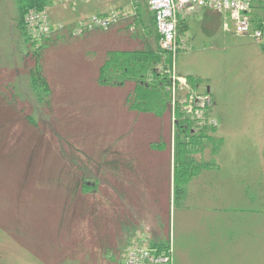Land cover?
Masks as SVG:
<instances>
[{"label": "rangeland", "instance_id": "1", "mask_svg": "<svg viewBox=\"0 0 264 264\" xmlns=\"http://www.w3.org/2000/svg\"><path fill=\"white\" fill-rule=\"evenodd\" d=\"M89 1L52 0L42 12L46 30L28 27L26 41L16 0H0V264H123L137 246L170 256V264H264V23L256 38L231 23L225 30L220 10L186 11L187 29L178 15L177 35L187 44L177 46L169 69L170 111L139 114L124 104L134 81L103 86L98 71L115 41L143 49L135 38L149 8L139 0L141 15L137 0H116L118 8L98 13L85 10ZM101 16L115 21L93 25ZM156 31L149 42L158 50ZM32 70L50 86L42 98L30 85ZM184 70L205 78L192 87ZM177 111L197 123L208 118L221 139L191 147L179 205ZM125 168L141 178L138 187L133 174L121 181ZM104 205L114 215L100 223L93 212L105 213ZM159 226L169 227L167 250L149 245Z\"/></svg>", "mask_w": 264, "mask_h": 264}, {"label": "trees", "instance_id": "2", "mask_svg": "<svg viewBox=\"0 0 264 264\" xmlns=\"http://www.w3.org/2000/svg\"><path fill=\"white\" fill-rule=\"evenodd\" d=\"M51 1L52 0H16L17 14L15 16V22L19 32L25 37L26 41H30L32 39V34L29 32L26 23L28 12L30 10L43 12L51 4ZM145 4L147 5V3ZM135 5L138 7V11L142 10L141 15H143V10H145L143 3L137 0ZM140 6H142L143 9H141ZM146 7H148V5ZM249 18L252 31L263 29L264 1H258L252 6L249 12ZM147 19L150 21H145ZM142 20L146 22L147 26H144L146 32L147 30L148 32L151 31L152 33L156 31L154 14L151 17H148V15L146 17V14H144L142 16ZM153 25L155 26V29L151 28ZM155 36L159 39V34L157 31ZM145 46L142 50L110 51L104 63L99 67L98 79L99 83L103 86L123 84L126 80L134 81L133 91L126 95L124 101L126 109L128 111H135L139 114L154 113L155 115L161 116L163 113H165V111H170L171 94L168 86L170 84L169 69L172 64V56L170 53L159 49V46L158 50L153 49L151 44H147V42H145ZM29 62V60L27 61V59H25L26 64H29ZM158 64L161 65V69L159 70L156 69ZM32 68L37 69L34 67ZM32 71L30 73V85L34 92H36V95L39 98H42L43 96L50 93V86L42 72H38L37 70H34L33 72ZM187 80L189 84L194 87L198 86V84L203 81V78L197 75H188ZM176 116L177 121L175 123V127L178 133L175 139L176 154L174 160V174L176 178L174 182V202L176 205H179V199L181 196H183H180L183 188L179 183V176H183L184 173L187 174L189 172V164L193 162L190 159V154L193 152L191 147L196 148V146L201 143L203 138H205V143H203V145L217 147L220 144L221 139L218 138L216 134L212 135L210 133L215 131V124L209 123L208 118L205 116V118L200 119L198 123L197 121H189V119L183 117L180 118L179 111L176 112ZM194 127H196V129ZM184 134L187 136L188 141L184 142L180 140L182 138L181 135ZM122 165L128 166V162L125 161L122 163ZM183 171L184 173H182ZM128 172L129 171L127 168L122 170L123 174H133ZM192 173L194 172L192 171ZM133 175L134 177L131 176L132 181L135 183V186L138 187V184H140L141 180H137V174ZM126 179H129V176ZM125 190L123 191L125 192ZM91 196L96 201V195ZM125 196L126 195H124V197ZM121 209L123 208L121 207L120 210ZM101 211L105 212L106 214L98 212L97 209L96 212H93L95 214V221L98 220L100 223H102V220L105 219L107 215L108 219L109 216L112 217V215H114L105 209V205L104 209H101ZM117 215L118 212L115 213L116 217ZM91 220L92 219L90 217V221ZM167 228L169 230V227L167 226H159L160 233H154V229L151 227L153 232H151L152 239L151 244L149 243V245L156 247L159 251L169 249V245H164V243H167L169 239H167L166 242L162 236V233L165 232ZM168 230L166 231V235H169ZM99 232H104V229L100 227ZM106 240L107 239L104 237V241Z\"/></svg>", "mask_w": 264, "mask_h": 264}, {"label": "built area", "instance_id": "3", "mask_svg": "<svg viewBox=\"0 0 264 264\" xmlns=\"http://www.w3.org/2000/svg\"><path fill=\"white\" fill-rule=\"evenodd\" d=\"M136 1V0H131ZM149 9L153 12L156 28L160 35V46L164 51L175 53L177 38V17L181 12L192 11L198 8L208 7L220 10L224 13L225 19L230 22L239 35L251 34V22L249 11L254 3L264 0H145ZM115 21L114 16L94 18L95 26L106 28ZM27 27L33 32H42L47 22L42 12L30 10L26 17ZM228 22H225V29H229ZM31 31V32H32ZM256 38L261 36L260 30H254ZM174 79L172 82H175ZM196 102V101H195ZM156 251L155 249H152ZM171 257L151 252V249L135 247L126 257L123 264H146L147 262L166 263Z\"/></svg>", "mask_w": 264, "mask_h": 264}, {"label": "crops", "instance_id": "4", "mask_svg": "<svg viewBox=\"0 0 264 264\" xmlns=\"http://www.w3.org/2000/svg\"><path fill=\"white\" fill-rule=\"evenodd\" d=\"M92 0H90L89 2H86L88 5H85V6H83L84 8H85V10L87 9V7H91L92 8V10L91 11H97L98 13H107V12H109V11H111V10H113V8H118L117 7V3L118 2H116V0H110V1H113V2H111V4H109L108 3V6L107 7H102V8H100L99 6H96V3H98V2H100L101 0H98V1H96V2H91ZM106 2H107V0H105ZM114 2H115V4H114ZM126 2V1H125ZM114 4V5H113ZM127 4V3H126ZM121 7H122V5H120ZM97 7V8H96ZM208 9H210V8H208V7H206V8H200V9H198L197 11H195L194 13L195 14H198V15H204V16H206L207 15V11H211V10H208ZM148 13H150L151 14V16H153V13L150 11V10H148ZM194 14V15H195ZM219 14L220 15H222L220 12H219ZM123 16H126V14H123ZM180 16H181V18H182V21H183V27L182 28H184V27H186L185 29H187L188 28V26H189V21H190V18L193 16L191 13H181L180 14ZM223 17V16H222ZM121 29H122V26H121V24H117V25H114V28H113V30H114V32L119 36V37H123L124 35L122 34V31H121ZM137 31H138V35H137V38H135V43L138 41L139 42V44L140 45H142L143 47L145 46V42H147V44H149L150 42H149V37H151V34H152V32L151 31H149L148 32V30H147V32H146V30H145V28H144V26L143 27H141L140 26V24H139V26H138V28H137ZM111 40H113V37H111V39H110V41ZM116 40H117V38H116ZM158 42H159V40H158ZM181 44H187V41L186 40H184V39H181V36L180 35H178V48H180L181 47ZM114 47H112V48H110L109 50L110 51H113V50H117V49H121V48H118L117 46L119 45V46H122L123 44L121 43V44H119V43H117L116 41L112 44ZM127 45H128V43H127ZM121 50H125V49H121ZM177 69V68H176ZM184 73H180L182 76H188V75H197V76H201V77H204L203 75H202V73L200 72V71H192V70H184L183 71ZM205 78V77H204ZM207 91H209V89H207ZM130 112V111H129ZM216 132V131H215ZM121 175V181H122V179L123 178H127L128 177V175L127 174H120ZM137 178V180H141V178L140 177H136ZM122 196H124L123 194H122ZM124 212V211H123ZM125 213V212H124ZM126 214H128V213H126ZM127 230H128V228H126ZM131 229V228H130ZM129 229V230H130ZM137 229H138V227H137ZM139 230V229H138ZM143 229H141V231H142ZM168 232H169V230H168Z\"/></svg>", "mask_w": 264, "mask_h": 264}]
</instances>
